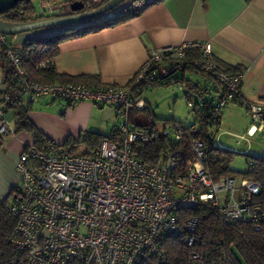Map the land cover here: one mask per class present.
<instances>
[{
  "label": "built area",
  "instance_id": "1",
  "mask_svg": "<svg viewBox=\"0 0 264 264\" xmlns=\"http://www.w3.org/2000/svg\"><path fill=\"white\" fill-rule=\"evenodd\" d=\"M91 1L94 0H87L89 8ZM40 2L45 11L42 16L67 13L53 12L57 7L51 0ZM68 7L70 10V3ZM15 38L16 35L0 33V48L14 69L19 97L27 95L32 102L49 97L68 103L85 101L114 107L118 111L119 139L105 138L89 154H71L61 147L38 148L33 143L23 145L15 163L21 180L20 193L10 205L16 219L10 237L14 262L137 264L146 254H159L165 238L184 231L190 248L189 263L203 264L206 253L198 219L190 216L181 221L178 212L201 205L214 210L223 225L247 224L255 232L264 227L259 183L244 174L214 179L206 163L211 145L205 140L190 139L192 158L176 174L171 172L168 152L155 166L143 164L133 156V144L147 142L157 125L153 119L144 126L130 122V111H142L146 106L135 90L182 69L186 52L194 49L198 57L190 61L221 85L211 119L220 123L226 104H241L250 115L245 136L264 134V103L251 104L242 97V72L224 71L208 43L183 42L150 50L128 86L93 87L84 83L33 81L24 67V51ZM3 98L8 99L6 95ZM188 106L195 113L193 104ZM3 114L0 109V137L11 132ZM160 128L177 142L198 132L195 123L188 130L176 121ZM232 262L223 253L219 264Z\"/></svg>",
  "mask_w": 264,
  "mask_h": 264
},
{
  "label": "crops",
  "instance_id": "2",
  "mask_svg": "<svg viewBox=\"0 0 264 264\" xmlns=\"http://www.w3.org/2000/svg\"><path fill=\"white\" fill-rule=\"evenodd\" d=\"M55 30L21 33L19 43ZM195 41L209 44L222 69L228 66L242 72L241 95L247 102L264 103V0H161L126 22L62 41L51 64L62 74L94 77L92 80L98 81V85H90L93 87L128 86L150 50ZM183 74L199 86H206L192 70ZM3 87L0 67V91ZM149 87L139 93L142 98ZM143 100L148 112L143 113L142 122H146L155 117L149 102ZM233 105L244 108L235 103L224 108ZM244 110L241 128L246 132L250 115ZM3 118L11 132L0 137V198L13 186L17 153L23 145L33 143L30 134L14 132L15 121L10 112L4 113ZM28 118L51 140L61 144L68 136L77 137L81 132L109 135L116 127L118 111L111 106L104 110L99 104L68 103L47 97L32 102Z\"/></svg>",
  "mask_w": 264,
  "mask_h": 264
},
{
  "label": "trees",
  "instance_id": "3",
  "mask_svg": "<svg viewBox=\"0 0 264 264\" xmlns=\"http://www.w3.org/2000/svg\"><path fill=\"white\" fill-rule=\"evenodd\" d=\"M82 1L86 10L91 8L87 7V0ZM105 1L107 0L103 2ZM159 1L161 0H125L116 12H111L93 22L73 28L51 27L57 29L47 35H35L27 38L21 43V48L25 54V70L30 78L36 82L85 83L89 86H97L98 81H93L92 79L95 78L92 76L84 74L70 76L55 70L51 60L58 53V45L62 41L126 22ZM39 17L45 16L35 14L31 0L18 2L13 8L0 13L1 19L12 22L27 21ZM186 55L187 60L182 69L172 72L159 81L141 86L135 90V93L139 95L141 90L148 86H164L176 83L179 88L184 90L187 102L194 106V114L197 118L194 123L197 124L198 132L186 135L177 142L164 135L155 118L150 117L146 122H142V119L145 120L143 113L148 112L145 110L146 106L142 111L131 110L130 122L133 125L144 126L151 119L155 120L157 124L153 135L147 142H135L133 144V156L143 164L155 166L168 152L172 159L171 172L176 174L182 171L185 162L192 158L190 139L200 138L211 145L206 163L213 178L217 179L223 175H236L235 171L229 167L232 159L231 151L214 146V133L217 130L212 131V129H217L220 123L211 119L210 112L214 106L215 98L221 91V85L211 74L205 73L190 61L198 57L196 49L187 51ZM43 62H46L45 66H40ZM0 67L2 68V84L4 86V89L0 91V109L3 113L10 112L12 114L15 121L14 132L24 131L30 134L35 147H61L71 154H89L98 149L105 138L119 139L116 124L109 135L99 132H81L77 137L68 136L61 144L55 143L28 118L32 101L25 102L22 97H19V87L14 69L1 48ZM186 70H192L195 74L201 75L200 77L206 81V86L201 87L186 78L183 74ZM223 70L238 72L237 69L228 66L224 67ZM3 95H6L8 99H4ZM238 105L242 106L241 104ZM165 122L161 126L165 125ZM189 126L183 127L188 130ZM81 147H84V150L77 153ZM73 151L75 153H72ZM246 161L248 168L240 175L244 174L259 183L261 190L258 199L264 202V155L248 156ZM249 162L252 164L249 165ZM19 193L20 187L13 185L7 195L0 198V264H20L14 262L15 250L10 243V237L16 225V219L10 211V205L19 197ZM178 212L181 221L190 216H195L198 219V231L203 236V249L206 253L203 264H219L223 253H226L233 260L232 264H264V227L255 232L247 224L223 225L219 222L215 211L206 205H201L196 209H180ZM189 251L190 248L184 240V231H182L181 234L165 238L159 254H146L137 264H190L188 260Z\"/></svg>",
  "mask_w": 264,
  "mask_h": 264
},
{
  "label": "rangeland",
  "instance_id": "4",
  "mask_svg": "<svg viewBox=\"0 0 264 264\" xmlns=\"http://www.w3.org/2000/svg\"><path fill=\"white\" fill-rule=\"evenodd\" d=\"M69 1L70 0H51L53 6L57 7L53 9V12L61 11V13H66L69 10L68 4L76 0ZM103 1L104 0L91 1V7H96L103 3ZM31 2L36 15L45 14L40 0H31ZM19 38L20 34H17L15 38L17 43H19ZM196 75L200 79H203L200 77L201 75ZM143 98L151 105L150 111L154 114L159 126L165 121H167L165 124L176 121L180 122L183 126H188L193 124L197 119L196 115L191 111L192 108L188 106L184 90L180 89L176 83L164 86H150L144 91ZM23 100L25 102L29 101L28 96L24 95ZM36 101H34V103ZM36 106H38V104H36ZM103 107L104 110H109L110 106ZM224 113L225 116L223 117L221 115L218 128L212 129V131L217 130V132L214 133V136L216 135L214 146L231 151L230 154L232 159L229 167L231 170L235 171L236 175H240L248 168V163L246 161L248 156L264 155V134L257 132L255 136L245 138V130L241 128L243 122L242 114L245 113L244 108L230 106L224 108ZM83 150L84 147H81L77 150V153ZM72 153L75 152L73 151ZM12 185L17 187L21 186L20 176L18 174L14 173Z\"/></svg>",
  "mask_w": 264,
  "mask_h": 264
},
{
  "label": "water",
  "instance_id": "5",
  "mask_svg": "<svg viewBox=\"0 0 264 264\" xmlns=\"http://www.w3.org/2000/svg\"><path fill=\"white\" fill-rule=\"evenodd\" d=\"M27 0H0V13L13 8L18 2ZM125 0H107L96 7L85 9L80 0L71 2L70 13L39 17L27 21H7L0 18V33L4 35H17L42 28L64 27L73 28L93 22L105 15L116 12Z\"/></svg>",
  "mask_w": 264,
  "mask_h": 264
},
{
  "label": "flooded vegetation",
  "instance_id": "6",
  "mask_svg": "<svg viewBox=\"0 0 264 264\" xmlns=\"http://www.w3.org/2000/svg\"><path fill=\"white\" fill-rule=\"evenodd\" d=\"M70 4H71V3H70ZM67 13H70V10H69V11H67ZM67 13H66V14H67Z\"/></svg>",
  "mask_w": 264,
  "mask_h": 264
}]
</instances>
